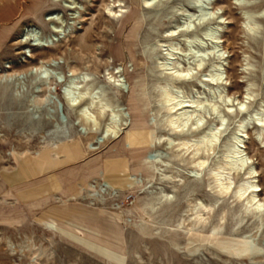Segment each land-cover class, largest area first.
Masks as SVG:
<instances>
[{"label": "rangeland", "instance_id": "374dc122", "mask_svg": "<svg viewBox=\"0 0 264 264\" xmlns=\"http://www.w3.org/2000/svg\"><path fill=\"white\" fill-rule=\"evenodd\" d=\"M210 2L223 17L219 90L206 80L213 54L186 83L159 63L167 51L164 43L176 41L180 60L175 55V61L194 65L182 29L187 14L198 13L196 0H161L154 7L142 0H0V264H264V219L244 216L245 200H235L233 191L216 203L206 227L189 220L195 201L217 199L210 169L224 159L239 119L264 107V0ZM109 4L116 14H110ZM52 11L60 13L55 21L63 27L55 33L60 40L54 47L32 45L51 33L45 17ZM249 15L258 23L255 31L246 25ZM169 27L179 34L167 37ZM200 30L198 23L190 28L191 33ZM203 36L210 49L215 39ZM196 43L195 50L203 45ZM49 57L62 63L51 68L53 91L46 95V79L29 70ZM72 72L91 77L99 93L96 109L99 101L115 108L98 117L97 126L84 124L65 103ZM168 81L192 100L216 102L226 115L217 153L200 178L192 176L189 154L155 142L161 133L179 136L166 121L167 108L160 109L159 93L171 85ZM226 98L234 103L232 112ZM241 100L247 102L240 114ZM207 108L202 111L208 123L216 114ZM125 117L124 133L104 137L106 120ZM258 123L253 117L242 148L257 171L264 201V129ZM51 173L58 175L61 189L53 188ZM241 174L231 175L233 188ZM162 193L169 198L162 200ZM69 196L74 198L59 200ZM217 223L222 225L213 232Z\"/></svg>", "mask_w": 264, "mask_h": 264}, {"label": "bare ground", "instance_id": "6f19581e", "mask_svg": "<svg viewBox=\"0 0 264 264\" xmlns=\"http://www.w3.org/2000/svg\"><path fill=\"white\" fill-rule=\"evenodd\" d=\"M142 1L145 7H154L156 4L161 2V0H142ZM210 3H211L210 0H196V5L194 6L196 7V9L198 8V13L197 12L188 13L184 21V28L182 29V31L184 37L186 36L185 41H188L187 43L188 45L186 46H188L189 51L194 53V56L196 57L194 65L182 67L180 66L181 65V63H179L180 61L179 62L175 61V57L177 56L176 51L180 49L178 47L179 43L176 41L175 42L170 41V43H164L165 46L168 47H167V51L165 50L166 51L165 53L162 52V54L159 55V60H160L159 63L162 67H164V69L169 70V73L171 74L172 78H176L179 81L186 83L185 81H188L187 79H189L193 75L195 69L203 67L205 60L208 58L209 54H213L214 57L209 65L211 67L208 73L209 78H206V80H210L211 83L216 85L219 90V87H221V85L224 84L223 83L224 70H222V66L224 63V53L218 39V37L220 36L219 21L221 22L223 17L219 15V13L213 7H211ZM69 8L74 9L76 8V6L74 5L69 6ZM107 8L110 14L117 13V11H114L112 9L110 4L109 6H107ZM260 12L264 16V6L261 8ZM71 14L73 15V17L75 16L74 13ZM59 19H60L59 12L52 11L51 13H49L48 16L45 17V20L49 21V25H50L49 27L51 29L50 30L51 33L36 39L35 43L31 42L32 45H38L40 47L43 46L54 47L61 38L59 36H56L55 33H61V31L63 30L62 25H58L57 22H55V21L59 22L60 21ZM195 23L201 25V30H200L201 33L190 32V28H192L195 25ZM246 25L249 27V29L253 31H255L256 28L258 27V23L256 22V20H254L252 15H249L247 17ZM171 27H169L166 30L167 37H173L179 34L178 28L176 27L171 28ZM30 29L26 30L27 35ZM203 35H205V37L208 39L209 38L215 39L214 43L211 44L210 49L207 48L205 42L203 41L204 39L202 40L201 39L202 37L200 38V36ZM28 39L29 38L25 36L23 40L27 41ZM198 41H200V43L203 45L198 46L197 49L195 50L194 48L196 47L193 46H196L195 43ZM61 63H62L61 61H56L54 58L49 57V59L47 60H41L40 63H38V65L30 67L29 70L30 75L34 76L35 74L39 78L46 79L44 82L46 84L44 94L47 95L48 92L51 93L53 91L51 87V81L53 80L50 79L51 78L50 76L53 73L51 71V68L60 67ZM79 74L78 73L74 74L72 72L71 74L72 77H70V81L68 80L69 82L67 83V91L65 92L64 95L65 103L69 108H72L76 112L78 118H80V120L84 124L97 126L99 123L98 117L103 116L105 111H107L108 109L115 110V108H113L114 106L112 107L110 102L99 101L100 107L96 109L95 103L97 102L96 101L98 98L97 94L99 93L97 90H95V87H93V83L90 82L91 77L88 75L87 72L82 73V75ZM171 81H168V83L169 82L171 83ZM176 82H174L175 85L173 86L176 88V90L174 88L175 91L173 90V88L170 87L172 86V83L171 85L168 84V86L167 85L163 86V88H161L162 90L159 89L161 91V93H159L160 94L159 102H160V109L165 107L169 111L166 121L170 127V130L172 132H178L179 136L177 135L176 137H172L170 133H161L158 134L155 142L157 145L161 143H165L167 147L178 146L180 151H183L182 152L183 154H189L191 158L190 161L191 166L193 168L192 176L196 178H200L203 170L208 165L211 155L217 153L216 145L218 144V140L220 139V136L223 130L225 129L227 119H226V115L221 111L220 107L214 100H213V102H215L214 104L213 103L209 104L212 102V100L211 102L209 101L206 102L203 101L202 99L192 100L195 98L191 99L190 96L186 94L185 90L181 86H179ZM211 87L215 88L214 86ZM179 92L183 93V95H181L182 98H180ZM178 93L179 95H177ZM224 101H226L225 105L227 106V111L232 112L234 110L232 107L234 106L232 99L226 98V100L224 99ZM246 102H247L246 100L245 101L241 100L240 102H238V104L240 105V108L238 110L240 114L244 112ZM207 103L209 106L211 105L210 108L215 112L214 115L216 114L215 116L216 119L208 123L206 122L204 117L205 112L203 113V111H206V108L208 106ZM207 109H209V107ZM211 109H209V111ZM118 110L121 111L120 112L121 114L122 110L120 108ZM253 117H256V119L259 122L258 125L262 129H264V107L262 106L259 109L254 110L253 112H249L245 114L241 119H239L238 131H236L232 135V137L229 138L228 142H226L227 144H225V147L223 149L224 159L223 160L219 159L215 164L216 166L210 169V174L213 179L212 188L217 194L216 201L213 203L211 202L209 203V202H204L202 200H197L190 208L191 213L189 216L190 217L189 220H191L192 225H194V227L196 226H200L203 228L206 227V225L209 222L210 213L216 206V203H219L221 198L225 194L227 193L229 194V192L232 191L234 192L235 200H245L244 205L242 204L243 206L242 212L244 216L253 215V216H258L260 219H264V201H262L258 193L260 188L256 179L257 171L255 167L251 165L249 161V157L242 148L243 147L242 145L244 143L243 134L247 130V128L251 125ZM127 119L125 117L122 119L121 122L106 120L102 128V133L104 134V137H111V138L119 137L120 133L125 132V126H129ZM193 132L196 133V137H193V135L191 134ZM152 157L156 161L159 162L163 161V159L159 158V156L157 158H155L154 156ZM234 173L235 174L242 173L240 183L235 188H233V181L231 177V175ZM101 175L103 178H105L104 164ZM165 177L169 179L172 176H169V174H167L165 175ZM96 182H98L99 184L100 181L96 179ZM101 184L103 185L102 182ZM93 186H95V184ZM168 195L162 193L161 199L163 200L164 198L165 200H167V198H169ZM166 196L168 197L166 198ZM71 198H74V196H69L66 197L65 199L59 197V200L62 202H66L69 199L71 200ZM223 218L224 217L222 216V219ZM221 225H222L221 223H217L216 225H214L212 227L213 232L219 230ZM6 241L8 243V246L12 248V252H14L15 248L12 245V241L9 238H7Z\"/></svg>", "mask_w": 264, "mask_h": 264}, {"label": "crops", "instance_id": "0c3cea01", "mask_svg": "<svg viewBox=\"0 0 264 264\" xmlns=\"http://www.w3.org/2000/svg\"><path fill=\"white\" fill-rule=\"evenodd\" d=\"M48 178L50 180H53L54 183L52 186L54 189H57V190L61 189V182H60L58 175L56 173H51Z\"/></svg>", "mask_w": 264, "mask_h": 264}]
</instances>
